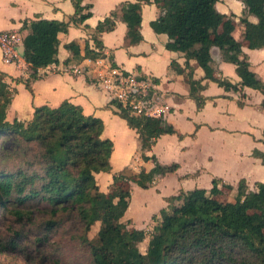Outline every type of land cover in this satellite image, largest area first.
I'll return each mask as SVG.
<instances>
[{"label":"trees","instance_id":"obj_1","mask_svg":"<svg viewBox=\"0 0 264 264\" xmlns=\"http://www.w3.org/2000/svg\"><path fill=\"white\" fill-rule=\"evenodd\" d=\"M241 1L246 9L239 20L243 27L241 41H237L232 37L233 15H220L215 7L218 0H154L160 14L150 23V28L156 34L167 36L166 50L184 54V69L174 62L170 68L178 74L186 73L190 98L197 110L202 108L205 99L199 95L201 81L194 80L193 69L188 64L190 60L201 68L204 79L225 91L249 88L264 96V85L250 70L248 57L242 53V42L250 50L264 48V0ZM71 2L74 15L69 22L35 19L23 23L22 29L27 31L22 40L23 59L30 64L33 76L38 69L57 61V35L66 33L71 23L82 24L91 16L89 5L86 6L88 12L81 13L82 0ZM148 3L149 0H136L120 6L128 28L126 40L129 44L142 41L139 32L141 6ZM249 16L255 18L256 23L248 21ZM115 17L112 13L97 25L92 40L98 49L102 47L98 36L113 30ZM212 48L220 50L224 62L235 66L240 79L238 85L212 75ZM66 49L74 55L79 54L75 43H70ZM84 57L95 60L100 53L85 44ZM5 77L0 71L2 209L6 210L11 204L13 213L21 219L30 216L32 208L43 205L42 211L49 216L44 225L46 231L77 220L82 227L78 240L88 254L89 264H264V184L257 183L256 190H250L241 180L234 196L223 201L219 199L223 194L218 183L213 180L209 191H182L168 198V211L162 212L157 233L149 241L145 253H141L138 245L145 239L144 232L127 230L120 222L128 208L129 184L148 189L157 177L176 170V165L161 166L155 157L144 154L160 136L174 134L173 128L161 120L131 117L122 109L116 113L136 132L140 156L143 161H151L153 167L149 171L141 168L137 174L124 168L112 176L108 192L103 193L95 175L110 172L113 148L112 142L102 137L103 122L84 115L79 106L67 101L55 108H34L29 122L16 119L8 122L5 112L14 91L8 90ZM25 86L28 88V82ZM261 107L264 111V99ZM7 144L11 148L5 153L3 147ZM252 156L264 165V153L253 150ZM11 159L19 161L8 169ZM225 188L232 190L229 186ZM175 202L180 204L175 206ZM95 224H99L98 231L89 239L87 235ZM5 247L0 242V248Z\"/></svg>","mask_w":264,"mask_h":264},{"label":"crops","instance_id":"obj_2","mask_svg":"<svg viewBox=\"0 0 264 264\" xmlns=\"http://www.w3.org/2000/svg\"><path fill=\"white\" fill-rule=\"evenodd\" d=\"M126 2L134 3L136 0H82L81 13L86 14V6L89 5L91 16L82 24L71 23L66 33L57 35L59 45L55 63L38 69L36 76H33L30 64L21 55V49H18V61L13 64L3 62L0 49V71L6 76L4 82L8 90L14 91L5 112L8 122L14 119L29 122L34 108H55L64 101L79 106L84 115L103 122L102 137L113 144L110 172L95 175L96 183L103 193L108 192L112 176L124 168H130L137 174L141 168L149 171L153 163L142 160L138 135L116 114L119 110L106 92L95 85L96 61L84 57L85 44L100 53V60L109 61L126 73H137L154 82L163 103L170 108L162 121L171 126L175 133L160 136L144 154L155 157L161 166L176 165L177 168L174 172L157 177L148 189L129 184L128 208L120 222L124 224L126 221L127 230H140L146 235L153 228L157 230L162 212L168 211L167 199L176 197L182 191H209L212 181L216 180L221 193L231 199L241 180L246 182L250 190H254L257 183L264 184V165L252 156L253 150L264 153V111L261 107L264 96L249 88L237 92L225 91L214 82L204 79L201 68L190 60L188 64L193 69L194 80L201 81L199 95L205 99L202 108L197 110L194 100L190 98L186 73L178 74L170 68L174 62L184 69V54L166 50L167 36L156 34L150 28V23L160 14L154 0L141 6L139 32L142 41L137 44H129L126 40L128 28L119 10ZM215 7L220 15L235 16L232 19L235 27L232 37L241 41L243 27H237L235 22L245 12V4L241 0H218ZM112 13L116 14L113 19L115 26L112 31L98 36L102 45L98 49L92 36L97 25ZM73 15L71 0H0V32H18L23 38L27 34L22 29L24 22L35 19L69 22ZM247 19L256 23V19L251 16ZM70 43L78 46V55L66 49ZM242 53L248 57L250 70L264 85V48L250 50L242 42ZM210 55L212 75L238 85L240 79L235 66L224 62L217 48H212ZM74 65L81 66L84 72L77 75L67 72ZM113 127L118 130L112 132ZM225 186L232 190H226ZM135 193L152 195L155 204L145 209L144 202L135 203ZM179 204L175 202V206ZM141 210L149 211L142 219L139 217Z\"/></svg>","mask_w":264,"mask_h":264},{"label":"rangeland","instance_id":"obj_3","mask_svg":"<svg viewBox=\"0 0 264 264\" xmlns=\"http://www.w3.org/2000/svg\"><path fill=\"white\" fill-rule=\"evenodd\" d=\"M230 15L233 14L228 16ZM232 19H235L234 15ZM235 25L240 27L241 24L236 21ZM111 130L114 132L118 129L113 127ZM10 146L7 144L3 147L5 153H8ZM18 161L9 160L8 169L15 167ZM219 199L225 201L228 195H221ZM135 200L136 204L144 202L145 209L156 201L150 194L139 193H135ZM3 207L0 205V242L6 247L0 248V264H89L88 254L78 240V236L82 235V227L77 220L72 219L51 231H46L44 225L49 216L42 211L43 205L32 208V214L21 219L13 213L11 204L6 210L2 209ZM148 212L141 210L139 217L144 218ZM124 225L128 226L126 221ZM98 228L99 224H95L90 229L87 235L89 239L95 237ZM153 229L146 232L145 239L138 245L141 253H145L149 241L157 233V230ZM46 236L47 238L41 241Z\"/></svg>","mask_w":264,"mask_h":264},{"label":"built area","instance_id":"obj_4","mask_svg":"<svg viewBox=\"0 0 264 264\" xmlns=\"http://www.w3.org/2000/svg\"><path fill=\"white\" fill-rule=\"evenodd\" d=\"M22 40L18 32H0V49L4 63L13 64L18 61V48L22 46ZM92 61H96L95 85L106 92L111 102L119 106L117 107L119 111L122 109L134 118H151L161 121L166 118L170 108L163 103L157 86L150 78L137 73H126L109 61H103L100 58ZM67 72L77 75L82 74L84 69L74 65Z\"/></svg>","mask_w":264,"mask_h":264},{"label":"water","instance_id":"obj_5","mask_svg":"<svg viewBox=\"0 0 264 264\" xmlns=\"http://www.w3.org/2000/svg\"><path fill=\"white\" fill-rule=\"evenodd\" d=\"M18 49H21V55L23 57L24 56V48H23V46H20Z\"/></svg>","mask_w":264,"mask_h":264}]
</instances>
